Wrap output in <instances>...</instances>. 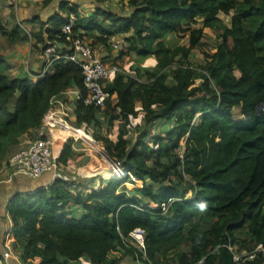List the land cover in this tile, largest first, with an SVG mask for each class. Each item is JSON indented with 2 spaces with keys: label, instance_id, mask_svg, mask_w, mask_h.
Returning <instances> with one entry per match:
<instances>
[{
  "label": "trees",
  "instance_id": "trees-1",
  "mask_svg": "<svg viewBox=\"0 0 264 264\" xmlns=\"http://www.w3.org/2000/svg\"><path fill=\"white\" fill-rule=\"evenodd\" d=\"M53 1L45 0V6ZM131 5L128 17L102 7L83 16L63 1L59 9L68 10L66 16L32 20L40 26L32 35V50L39 54L47 42H65L62 27L74 15V34L91 38L94 46L109 52L113 36L130 34L126 41L137 60L155 57L157 63L143 74L139 65L135 75L117 74L107 86L112 100L103 108L84 99L75 103L77 128L86 124L102 133L106 125L108 135L120 125L117 142L103 135L95 140L105 142L113 161H124L146 180L145 188L126 193L120 191L124 180L101 177V187L85 194L60 172L46 188L16 193L7 212L22 264H70L83 258L90 264H119L127 256L143 264H199L203 259L204 264H235L225 245L239 252L264 245V108L257 114L264 104V0H131ZM231 13L229 26L221 15ZM198 21L203 26L195 28ZM205 29L220 42L204 64L194 65L191 53ZM0 34L13 43L29 39L19 26L7 32L2 19ZM173 34H189L188 45L168 47ZM12 69L0 52V163L21 137L41 126L54 96L71 90L86 96L82 69L75 63H57L54 73L38 81L27 72L13 76ZM236 108L245 120H236ZM131 130L139 134L133 146ZM73 142L59 140L60 169L75 156ZM171 201L164 213L161 205ZM137 228L147 233L146 252L124 240ZM245 264H264V255L257 253Z\"/></svg>",
  "mask_w": 264,
  "mask_h": 264
},
{
  "label": "built area",
  "instance_id": "built-area-1",
  "mask_svg": "<svg viewBox=\"0 0 264 264\" xmlns=\"http://www.w3.org/2000/svg\"><path fill=\"white\" fill-rule=\"evenodd\" d=\"M19 1L20 0H11L16 7ZM28 1L33 4H38L43 3L45 0ZM75 23V16L70 15L69 22L62 27V37L65 39V42L59 40L47 42L39 54V60L42 62L40 69L35 71L33 65L31 68L32 70H30L28 59L26 72L31 79L38 81L45 78L48 74L54 73L57 63H75L82 69L86 96H83L79 90H71L54 96L51 100V107L45 114L41 126L33 133L32 141L4 162V166L16 171L17 175L23 174L32 179H38L46 173H52L54 174V181L51 184L55 182L59 170V165L56 160L57 147H54L55 144L53 136H51L52 133L58 130L69 136L66 125H71L69 121L74 123L77 122L75 103L80 99H84L85 104L88 106L105 107L106 103L112 100V95L107 90V86L113 81L117 74L130 75L117 61H110L108 57H106V54L102 51L103 46L102 48L101 46L100 48L94 46L92 41L85 35H75ZM24 29L23 27V30ZM27 34L31 43H33L32 34L29 31H27ZM109 44L112 50L118 52L123 49L124 41L120 36L116 35L111 38ZM73 139H76V141L78 140L77 138ZM184 149L180 154L182 158L184 157ZM97 152L102 156L103 160H106L112 165L113 169L122 171L123 175L120 177L116 176L111 178L124 180L121 188L124 190L120 191L130 193L136 189L140 190L145 188L147 185L146 180L124 168L121 163L113 161L104 146ZM47 186L44 185L42 187L46 188ZM171 203H173V201L161 205L164 213L168 211ZM6 233L8 235L4 238L5 246L3 252L0 253V258L2 257L3 261H8L13 258V250L11 246L8 245L9 241H7L10 237V233ZM146 239L147 233L142 228L133 230L128 238H124L127 244L143 252H146ZM225 246L232 253L235 264H245L247 260L254 259L257 253H262L264 255L263 244L258 245L254 251L243 249L240 252L232 245ZM144 258L146 259V253H144ZM199 264H204V259L201 260Z\"/></svg>",
  "mask_w": 264,
  "mask_h": 264
},
{
  "label": "rangeland",
  "instance_id": "rangeland-1",
  "mask_svg": "<svg viewBox=\"0 0 264 264\" xmlns=\"http://www.w3.org/2000/svg\"><path fill=\"white\" fill-rule=\"evenodd\" d=\"M78 2H79V0L77 1V3ZM83 2L85 3L84 7H81V10H82L81 13L83 16H89V15L94 14L97 7H102V8L112 10L116 14H119L120 16H125V17L130 16L134 11V8L131 5V0H107L104 3H100L98 0H83ZM73 5H76V2H74ZM78 5H80V4L78 3L76 6H78ZM48 6H45V1L43 3H38V4L31 3L28 7H24L25 12H22V14H21V11L24 8L21 10V7L19 6V4L16 7L11 2V0H0V19H2L7 32L12 31L13 29H15L16 27L19 26V27L25 28L23 35L28 36L27 31H29L31 34H33V28L34 27L31 26V23H30L31 18H34V16H36V13H37V15L42 16V14L46 11ZM78 7L80 8V6H78ZM221 17H222L225 24L231 26L232 13L229 15H221ZM106 23L109 24L110 21H107ZM202 26L203 25H202L201 21H198L196 24H194L195 28H199ZM128 36H130V34H125V35L120 36L121 39H124L125 47H123V49H121L118 52L111 50L109 48L110 44L108 45L109 46L108 48L110 49V51H109L110 55L109 56L112 59L115 58V56H117V55L122 56L120 63H119L120 66L128 74L135 75L136 72L134 70V64L137 61L136 60L137 58H136V55L134 53L129 51L128 43L126 41V38ZM89 40H91V38H89ZM167 41H168V43H167L168 47H169V45H171L173 47H176L179 45L180 46H186L189 43V34H186L183 37L180 36L179 34H175V35L173 34V35L169 36ZM219 42L220 41L214 32H212L209 29H205V36L202 39L201 45L192 50L190 61L192 63H194V65L204 64L207 60V56H210L216 52V47L218 46ZM32 44L33 43H31L30 39H28L27 41H18V42L16 41L13 43V42H11V40L9 39V37L7 35L0 34V52L3 53L5 56H7L9 58L10 64L12 63L14 65V68H16V70H14V71H16L17 74H15L16 72L15 73L13 72L12 73L13 76L14 75H17V76L20 75V77L24 76L23 73L26 72V70H27L28 59H29V63H28L29 68H30V70H32L31 68L34 65L33 55H32V51H33L32 50ZM100 46L101 45H98L99 48H100ZM101 48H102V46H101ZM102 49H101L102 51H107V48L104 46ZM35 53L38 54V52H35ZM16 59L21 60V61H19L20 65H19V63H15ZM139 62H140L139 63V66H140L139 70L142 74L147 72V70H152L154 68V66L156 65V61L152 57L145 59L144 61L139 60ZM233 112H234V116H235L236 120H238V121L245 120V116L241 113V108H236ZM101 117H103V116H101ZM196 121L199 122L200 117H197ZM69 123L72 126H75V127L77 126V124L74 122L69 121ZM82 128H84L85 131L89 135H91L94 139H95V137H97V135H103V136L110 137L111 139H114L117 142V136H118V132L120 130V125L118 123H116L114 129L113 128L109 129L108 135H106L107 134L106 133L107 132L106 125H105V129L101 130L102 133L95 126L88 127L86 124H84V125H82ZM156 130L157 129H154L151 127L150 132L155 134ZM161 131H163V130H161ZM75 132L78 133V131H75ZM160 134H162L161 138H165L167 136L166 132L165 133L161 132ZM51 136H53V139H54V144H55L54 147L59 146V140L61 138L73 139L70 136L63 134L62 132H60L58 130L54 131ZM79 136L88 140V138L84 134L83 130L82 131L80 130ZM138 136H139V134H138V132H135V130H131L128 133V139L130 140V144L132 146L134 145ZM32 139H33V135H26L24 137H21L19 139L18 143L11 147L9 157H11L13 154L18 152L22 148L26 147ZM150 140H151V137L148 138V142H150ZM73 141L74 142L72 145L75 149V156H73L71 161H70V164L68 166L70 171H69V174H66V176L69 177L70 182L75 183V185H74L75 187L81 186V188L83 189V192H85V194H87L89 191L97 190L101 187V181L98 178H101L100 176L103 177V175L102 174L93 175V174H98L97 172H100V171L103 172L104 171L102 169V166H103L102 163L98 161V159L100 161H102L103 158H102V156H100L98 154V152L96 150L91 148L89 145L85 144V142L83 140L78 139L76 141V139H73ZM185 143L186 142H183V145H184L183 148H185ZM98 145L100 146V149L103 148V146L106 147L105 142H99ZM178 151H179V149L174 150V152H178ZM93 154H95L96 157L98 158V159L95 158L94 162H93ZM103 161H105V160H103ZM118 163H121L123 165V167L127 169V167L124 165L125 164L124 161H118ZM4 167H5L4 162L0 163V194L3 193V191H2L3 189L15 191L18 184H19V186H21L20 184L29 186L32 188V190H35L37 188H41L44 185L47 186V185H49V181L51 179L50 177L52 175V173H46L45 175H43L42 177H40L38 179H32V178H30L26 175H23V174L17 176L16 171L9 169L7 167H5V168ZM108 168H109L108 170H111L112 172H116L118 174L121 173V170L119 171V170L113 169L112 165H110ZM90 171L93 174L90 173ZM59 173L60 172H58V174ZM85 173H87V174H85ZM105 179L106 178H104L103 180H105ZM117 179H119V178H117ZM187 179H190L189 176H187ZM106 180H108V179H106ZM119 180H121V179H119ZM18 192H16V193H18ZM21 192H25V191H21ZM6 229H8V228H5V227H3V229L1 228L0 234L2 233V234H4V236L8 235L7 233H5ZM3 230H5V232H3ZM11 230H12V228H11ZM7 231L10 234L12 233V231H10V228ZM245 237L246 236L242 235L239 238L241 240V238H245ZM7 241H9V238ZM1 252H3V251L1 250ZM12 256H13V258H11V260L3 261L4 262L3 264H19V262L16 260V259H18L17 257H19V256L14 249H13ZM84 263L87 264L85 261L82 260V263L80 262L79 264H84ZM121 264H143V262L140 259L134 258L133 256H127L126 258H124L121 261Z\"/></svg>",
  "mask_w": 264,
  "mask_h": 264
},
{
  "label": "crops",
  "instance_id": "crops-1",
  "mask_svg": "<svg viewBox=\"0 0 264 264\" xmlns=\"http://www.w3.org/2000/svg\"><path fill=\"white\" fill-rule=\"evenodd\" d=\"M63 1H67V2H69L70 4H71V6H73V7H76V8H78V10L80 11V13H81V7H84V5H85V3L83 2V0L81 1V0H79V4L80 5H78V6H80V8L78 7V6H76L78 3H77V1L78 0H54L53 1V3H51V5H49L48 7H47V9H46V11L42 14V16L41 15H37V13H36V16H34V18H36V17H39V18H41L43 21H48L52 16H54L56 13H61L63 16H66L67 14H68V10L66 11V12H62V11H60V9H59V7H60V3L61 2H63ZM74 2H76V5H73V3ZM31 3L28 1V0H20L19 1V6L21 7V10L24 8V7H28L29 5H30ZM20 12V11H19ZM22 12H25V8L21 11V14H22ZM82 14V13H81ZM34 18H31V20H30V23H31V26L32 27H34L33 28V34H35V33H37L38 31H39V29H40V26L37 24V23H35V22H33L32 20L34 19ZM32 34V35H33ZM123 41H124V39H123ZM123 47H125V45H123ZM128 48V47H127ZM35 52H38V51H32V55H33V63H34V70L36 71V70H39L40 69V67H41V64H42V62L39 60V53L37 54V53H35ZM104 53L106 54V57H108V59L110 60V61H117L118 63H120V60H121V58H122V56H120V55H117V56H115V58H110V54H109V52H107V51H104ZM14 56V55H13ZM153 59H155V61H156V58L155 57H152ZM137 60V59H136ZM16 62L15 63H19V65H20V62L19 61H21V60H19V59H16L15 60ZM10 63V62H9ZM139 61L137 60L136 62H135V64H134V66H136V65H139ZM156 63H157V61H156ZM12 64V63H11ZM12 66H13V69L10 71L11 73H15L16 71H14V70H16V68H14V65L12 64ZM17 73V72H16ZM114 100H115V97H114ZM80 132V131H79ZM79 132H78V135H79ZM69 167H67V168H62V169H60L59 168V170H58V172H61L62 173V176L66 179V180H69V177L68 176H66V174H69ZM85 174H87V173H85ZM59 175V174H58ZM18 176V175H17ZM51 179H50V181H49V184H51L53 181H54V174H52L51 175V177H50ZM21 186H19V184H18V186L16 187V189H15V191H12V190H8V189H1L2 191H3V193H1L0 194V225H1V228L3 229V227H5V228H12V221H11V217H10V215L8 214V212H7V206H8V204H9V200H11L12 198H13V196L15 195V193L16 192H21V191H31L32 190V188L31 187H29V186H26V185H23V184H20ZM34 189V188H33ZM1 191V192H2ZM9 199V200H8ZM7 226V227H6ZM8 229H6V232H8L7 230ZM3 232H5V230H3ZM5 232V233H6ZM4 238H5V236H4V234H0V253H1V250L3 251V249H4V246H5V242H4ZM8 245L9 246H11V248H12V250L14 249L13 248V246H12V241H11V234H10V237H9V243H8ZM18 259H17V261L19 262V264H22L21 263V260H20V258L19 257H17ZM124 258H126V257H124ZM123 258V259H124ZM123 259H121L120 260V262H119V264H121V261L123 260ZM82 260L83 261H85L87 264H90V262L86 259V258H83V259H81L80 261H78L77 263H75V262H71L70 264H73V263H75V264H79L80 262L82 263ZM4 262H3V258L1 257L0 258V264H3ZM85 264V263H84Z\"/></svg>",
  "mask_w": 264,
  "mask_h": 264
},
{
  "label": "bare ground",
  "instance_id": "bare-ground-1",
  "mask_svg": "<svg viewBox=\"0 0 264 264\" xmlns=\"http://www.w3.org/2000/svg\"><path fill=\"white\" fill-rule=\"evenodd\" d=\"M66 127H67V132H68V134H69V136H71V137H73V138H77V139H80V140H83L84 142H85V144H87V145H89L91 148H93L94 150H97V151H99V150H101L100 149V146L98 145L99 143L91 136V135H89L86 131H85V129L84 128H75V127H73V126H71V125H69V124H67L66 125ZM82 131L83 130V132H84V134L86 135V137L88 138V140L87 139H85V138H82L81 136H79L78 135V133L77 132H75V131ZM95 158H97L96 157V155L95 154H93V162H94V160H95ZM98 159V158H97ZM98 161L99 162H101L102 163V169L104 170L103 172H100L99 174H102L103 175V177L104 178H106V179H111V178H113V177H120L121 175H123L122 174V171H121V173L120 174H118V173H116V172H112L111 170H108L109 168V166L111 165L110 163H108L106 160L105 161H100L99 159H98ZM93 164V163H92ZM90 173H92L91 171H90ZM93 174V173H92ZM93 175H98V174H93Z\"/></svg>",
  "mask_w": 264,
  "mask_h": 264
},
{
  "label": "water",
  "instance_id": "water-1",
  "mask_svg": "<svg viewBox=\"0 0 264 264\" xmlns=\"http://www.w3.org/2000/svg\"><path fill=\"white\" fill-rule=\"evenodd\" d=\"M264 108V104L259 105L258 109H257V114H259ZM250 117V114H248V118Z\"/></svg>",
  "mask_w": 264,
  "mask_h": 264
},
{
  "label": "clouds",
  "instance_id": "clouds-1",
  "mask_svg": "<svg viewBox=\"0 0 264 264\" xmlns=\"http://www.w3.org/2000/svg\"><path fill=\"white\" fill-rule=\"evenodd\" d=\"M203 207V206H202Z\"/></svg>",
  "mask_w": 264,
  "mask_h": 264
}]
</instances>
